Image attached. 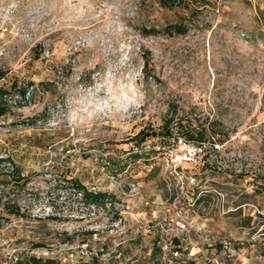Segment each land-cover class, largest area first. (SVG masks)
Wrapping results in <instances>:
<instances>
[{
    "label": "rangeland",
    "instance_id": "obj_1",
    "mask_svg": "<svg viewBox=\"0 0 264 264\" xmlns=\"http://www.w3.org/2000/svg\"><path fill=\"white\" fill-rule=\"evenodd\" d=\"M0 70L12 100L33 86L0 114V264H264V0H0ZM171 117L207 133L184 187L132 139ZM72 178L125 226L76 217Z\"/></svg>",
    "mask_w": 264,
    "mask_h": 264
},
{
    "label": "built area",
    "instance_id": "obj_2",
    "mask_svg": "<svg viewBox=\"0 0 264 264\" xmlns=\"http://www.w3.org/2000/svg\"><path fill=\"white\" fill-rule=\"evenodd\" d=\"M33 86H30L27 90V93L17 94L14 100L11 99L9 93H6L2 96V99L10 104L12 101L15 104H25L29 100L31 90ZM179 148H168L167 149V163L170 168V172L178 179L181 187L185 186L186 180L191 179L194 182L196 176L187 175L183 167L187 163H196L201 157V152L203 151L204 142H197L189 140L183 136L177 137V144ZM2 156V155H0ZM73 192L75 197L78 199V205L81 209L83 215H76L78 218H87L89 220L103 219L98 225H93V228L97 230H121L126 224V205L122 199H114L112 197L106 198L103 202H92L87 203L84 201L83 191L77 189L73 186ZM43 217H57L61 213L56 212L54 207L49 204L46 208L40 209V212L37 213ZM18 260V257H15ZM7 264H17L15 262H8Z\"/></svg>",
    "mask_w": 264,
    "mask_h": 264
},
{
    "label": "trees",
    "instance_id": "obj_3",
    "mask_svg": "<svg viewBox=\"0 0 264 264\" xmlns=\"http://www.w3.org/2000/svg\"><path fill=\"white\" fill-rule=\"evenodd\" d=\"M163 4L165 6H169V7H174L177 3L178 0H162ZM146 32L152 33L155 32L156 30L154 28H147L145 29ZM166 30L172 32V33H185L187 31V29L185 28V25H183L182 23L176 22V23H169L166 26ZM145 68L149 67V57L146 56L145 57ZM4 76V72L2 70H0V78H2ZM29 89V87L25 88V89H21L19 93L21 94H26L27 90ZM8 93V91L6 89H0V114H4L7 112L8 110V104L7 102H5L2 99V96L4 94ZM174 122V118H170L167 121V131L164 133L161 132H149L148 129H142L141 131H139L135 136H133V141L135 142V144L140 147L144 142H146L150 137L155 136V137H160L162 139V146L165 147V149H151L152 153L148 152V155H153L157 152H165L167 151L168 148L174 147L177 144V137L178 136H183L189 140H193V141H197V142H204L207 138V133L206 131L199 129L197 127H187V125L185 124H181L179 127V134H175L174 131L172 130V126L171 124ZM217 142L222 143L223 139L222 137H217ZM150 151V150H148ZM144 157V152L142 150H137L135 152L132 153V158L133 160H137ZM10 161L8 158L0 156V165H2L3 163ZM186 168V166L183 167V169ZM72 184L74 187H76L77 189L83 191L84 193V201L87 203H92V202H98L101 203L103 202L106 198L110 197L108 195L107 192L105 191H101V190H95V189H90L89 187H87L85 184L83 183H79L78 180L76 178H72ZM10 212L16 213V214H21V210L20 207L18 206H10ZM0 226H1V221H0ZM179 250V249H178ZM43 259L36 257V256H31V258L23 263L22 260H17V264H40L42 263ZM81 264H103L100 263L98 261V258L95 256H91L88 259L82 260Z\"/></svg>",
    "mask_w": 264,
    "mask_h": 264
}]
</instances>
